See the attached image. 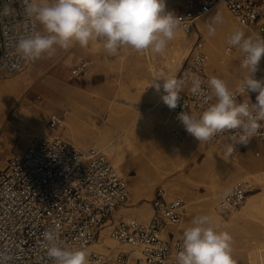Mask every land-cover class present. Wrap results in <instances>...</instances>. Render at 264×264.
I'll list each match as a JSON object with an SVG mask.
<instances>
[{"label": "rangeland", "instance_id": "rangeland-1", "mask_svg": "<svg viewBox=\"0 0 264 264\" xmlns=\"http://www.w3.org/2000/svg\"><path fill=\"white\" fill-rule=\"evenodd\" d=\"M165 3L166 11L174 14L182 8L181 0H165ZM205 18H200L198 21ZM239 29L255 36L247 29L240 26ZM179 36L182 37L180 33ZM202 38L207 57L205 69L207 80L215 75L224 79L229 88L234 90L245 75V70L240 67L239 49L232 51L230 57L221 58V61H218L219 65L212 68V62L205 49L206 37L202 35ZM187 39L190 44L194 41L193 36ZM226 42L227 39L223 43L221 57L224 55ZM154 56L148 52L136 53L134 51L110 56L102 50L99 42H93L87 48L76 45L68 50H59L52 58L45 57L35 62L28 61L23 70L14 76L0 75V82H8L13 78L23 76L29 68L32 69L31 85L21 95L15 106L4 115L3 123H0V151H4L0 153V167L1 165L4 167L6 160L12 155L20 154L33 138L47 134L46 122L50 114L59 115L62 121L56 134L78 151L92 146L101 149L103 144L108 143L112 146L113 143H121L131 134L138 136L139 144H136L137 147L133 152L125 150V170L124 175L121 176L128 183L129 200L126 205L133 203L128 179L131 181L142 179L151 169L165 166L160 173L162 179L153 187L151 197H143L132 206L138 208L133 210L134 213L141 212L150 219L153 217L150 201L157 187L165 190L169 200L175 198L183 200L188 214L192 213L193 207L206 199L209 194H218L214 201L213 211L221 222L223 220L222 227L219 229L229 232L232 236L234 264H264V165L260 163L261 147H264V144H247L252 148L250 152H247L244 145L237 144L229 152L228 148L234 145L233 141L200 143L185 131L182 124L180 128L184 131L183 137L181 140H174L170 136V130L175 125L168 122L167 126H163V123L168 120L169 108L163 102L155 106V97L160 93L163 94V89L157 93L154 88L149 87L154 72L169 73L165 63L156 61ZM162 56L165 58L167 54ZM80 61L88 63L87 74L79 80H70V69ZM260 67L261 61L255 77L260 74ZM178 77H185L184 67ZM38 84L44 86V89H37ZM62 87L67 92H58V89ZM186 90L187 88L184 91ZM23 102L34 107L40 106L42 111L39 115L31 117L21 110L20 105ZM66 118L69 119L68 127L71 130L69 133L66 131ZM130 120H137V122L132 124L129 132H123L124 128L132 123L129 122ZM38 122L42 127L40 130H35L34 125ZM162 128L170 141L187 145L189 154L186 161L183 162L179 157L167 158L156 147L153 134ZM95 136H97L96 142L93 144L92 140L80 144L72 139L73 137L93 139ZM136 150L137 152H134ZM102 151L104 154L107 152L106 149ZM175 164H178L180 169L175 168ZM233 166H242L243 168L240 169L243 175L249 178L239 179L240 175L232 171ZM167 181L182 183L186 192L170 196L164 188ZM238 182L245 183L249 190L244 203L252 199L255 201V208L248 214H240L243 203L239 208L222 217L217 214L215 207L225 191ZM187 213L178 225L170 227L173 233L167 232L173 235L174 231L178 230L179 235L174 234L173 241L182 242V231L191 221L187 219ZM192 214L198 215L196 211ZM234 216L236 217L233 219ZM120 218L122 217L118 218L114 214L111 223L116 224ZM134 220L145 224L150 221ZM128 250L129 247L120 246L117 243L113 253L109 254Z\"/></svg>", "mask_w": 264, "mask_h": 264}, {"label": "built area", "instance_id": "built-area-1", "mask_svg": "<svg viewBox=\"0 0 264 264\" xmlns=\"http://www.w3.org/2000/svg\"><path fill=\"white\" fill-rule=\"evenodd\" d=\"M10 3L16 10L11 17L0 18V75L11 77L23 70L27 61L15 54L12 41L20 31L31 25L23 13L22 0H0V9ZM182 8L175 15L184 18L180 32L193 36L188 60L184 66L185 77L199 75L207 87L206 54L201 35L194 33V22L221 4L242 27L252 30L257 37L264 36V0H181ZM179 9V7H178ZM177 10V8H176ZM236 48L227 42L223 54ZM88 63L80 61L69 71L70 80H79L87 74ZM264 78V56L260 74ZM237 88V87H236ZM234 89V91L236 90ZM256 93L239 94L237 102H256ZM207 105L188 90L181 93L176 109H169L168 122L175 125L170 130L174 140L184 134L177 114L181 111L201 112ZM57 114L47 117V134L31 140L17 155L9 157L0 171V248H10L15 253L14 264H52L40 247L42 233L53 224L61 228L62 239L70 246L87 247L99 237L101 230L112 222L119 207L127 204V181L114 169L100 149L90 147L83 151L74 149L56 132L61 126ZM231 142L230 134L223 133L211 142ZM248 144H264V127ZM257 156V154H256ZM238 195L231 197L226 208L221 207L224 195L215 210L226 216L245 201L248 188L238 182L231 186ZM153 217L145 224L134 219H119L112 224L110 238L128 251L112 255L89 254V264H175L181 241L161 237L167 226H176L187 213L185 202L179 198L169 200L162 187H157L150 201ZM171 237V239H170Z\"/></svg>", "mask_w": 264, "mask_h": 264}, {"label": "clouds", "instance_id": "clouds-1", "mask_svg": "<svg viewBox=\"0 0 264 264\" xmlns=\"http://www.w3.org/2000/svg\"><path fill=\"white\" fill-rule=\"evenodd\" d=\"M23 13L31 25L20 31L12 41L13 51L22 60L35 61L52 58L59 50L78 45L89 47L99 42L102 50L116 56L134 51L161 56L181 29L184 18L166 11L165 0H22ZM15 9L6 3L0 9V18L11 17ZM226 18L216 11L206 21L208 37H214L218 26ZM231 48L239 49L240 67L245 70L236 90L215 75L207 80V87L199 75L178 77L169 72L153 73L149 87L157 93L163 89L162 102L171 110L177 108L181 93L187 90L203 100L207 106L199 113L181 111L177 119L185 131L200 143L211 141L217 135L229 133L234 145H246L264 127V78L255 77L262 56L264 36L246 34L235 29L227 38ZM237 93H256V102H237ZM235 188L224 193L221 207L226 208ZM40 247L52 264H89L86 247L70 246L61 237V228L53 224L42 233ZM15 253L0 248V264H14ZM175 264H234L232 236L221 231L210 213L194 216L182 231V244L175 256Z\"/></svg>", "mask_w": 264, "mask_h": 264}, {"label": "bare ground", "instance_id": "bare-ground-1", "mask_svg": "<svg viewBox=\"0 0 264 264\" xmlns=\"http://www.w3.org/2000/svg\"><path fill=\"white\" fill-rule=\"evenodd\" d=\"M171 9V8H170ZM216 11H219L224 14L226 18V22L223 25L218 26L217 33L214 37H208L207 35V28H206V21L207 19L215 14ZM206 17V18H205ZM203 18V17H202ZM205 19L203 20H196L194 22V33L197 35H203L206 37V53L208 54L210 61L212 62V68L217 67L219 65L218 61H221V58H228L230 57V53L227 55H223L222 57L220 56L221 49L223 46L224 41H226L227 37L231 34L232 31L235 29L239 28V24L233 20L232 16L227 12V10L221 5L218 4L216 5L209 14L204 16ZM239 26H238V25ZM241 28H244L240 26ZM245 29V28H244ZM248 30V29H247ZM253 32L252 30H249ZM179 33L181 34L182 37L179 36ZM251 35V34H249ZM189 36L183 35L180 31L177 33L176 38L169 43L168 49H167V57L157 56L155 55L156 61H161L162 64L163 62L165 63V66L168 70V72H172L176 74L177 76L180 74L182 71L186 60L188 59L189 56V51H190V41L187 39ZM192 41V40H191ZM101 49H99L100 51ZM238 50V49H237ZM101 52V51H100ZM36 61V60H35ZM34 61V62H35ZM28 63V61H27ZM26 63V65H27ZM222 63V62H220ZM222 66V65H221ZM224 66V65H223ZM32 69H28L26 73L17 78H13L12 80L8 82H0V123L2 122L4 115L9 112L15 104L18 102V100L21 98V95L25 92L27 88L31 85V77H32ZM37 89L41 90L44 89V86L39 85L36 86ZM58 92L64 93L67 92V90L62 87L58 89ZM41 93V92H40ZM161 93L155 97V106L161 104ZM43 96V95H42ZM56 96V95H55ZM52 97V96H51ZM56 104V103H55ZM20 108L22 111L27 112L28 115L36 116L39 115L40 111H42L40 106H30L27 103H21ZM193 112V111H192ZM6 118V117H5ZM68 120L66 118V131L69 133L71 130L68 127ZM129 122H132L130 125L126 126L123 130V132H129L132 128V124L134 122H137V120H130ZM3 123V122H2ZM2 125V124H1ZM35 130H40V127L42 125L38 122L34 125ZM151 127V126H150ZM21 136V135H20ZM23 136V135H22ZM97 136H95L93 139H87V138H78V137H73L72 139L75 142H78L80 144L83 143H88V140H92V144L95 143V139ZM153 139L155 140L156 147L161 150L163 154L167 158L175 159L176 157L181 158V160L184 162L186 161V157L189 154V148L185 143H175L173 141H170L166 133L164 132L163 128L160 129L159 131L155 132L153 134ZM133 141V143L131 141ZM118 141V140H117ZM122 143V144H121ZM121 143H116L111 146V144H103L101 146L100 150H105L106 149V157L108 160H111V165H113L114 169L120 174L124 175V170H125V150H134L136 148V144H139V137L138 136H128L125 138ZM87 145V144H85ZM135 145V146H134ZM251 145V144H250ZM250 145H244L245 148L247 149V152H250L252 149ZM95 148V146H92ZM109 148V149H108ZM262 149V158L260 159V163L264 165V147H261ZM1 150V149H0ZM4 151H0V153H3ZM134 152H137L134 151ZM109 160V161H110ZM170 162V161H169ZM172 162V161H171ZM239 166V165H238ZM165 166L163 167H158V168H153L151 169L144 178L138 179L135 181H131L128 179L130 183V188L132 192V198H133V203L131 205H124L119 207L117 212L115 213L118 218L122 217L120 219H123L124 221H127L129 219H137L143 222H147L150 220V217L144 216L141 212H133V210L138 209L137 207H132L133 205H136V203L139 202V200L143 197H151L152 194V189L155 186V184L162 179V175L160 174L161 171L163 170ZM175 168H179L178 164H175ZM242 166L237 167L233 166L232 171L234 174H239L240 177L239 179L247 180L249 177L247 175H243ZM3 169V165L0 167V171ZM180 169V168H179ZM244 170V169H243ZM165 172V171H164ZM123 177V176H122ZM166 179V178H165ZM164 181V180H163ZM171 182V183H170ZM164 188L167 189L168 193L170 196L176 195V194H184L186 192V188L182 183L177 182V181H167L164 184ZM218 194H209L206 199H204L201 202H198L196 205L193 207L192 213L195 211L197 212L198 215L204 214V213H210L215 216L217 226L221 228L223 224L220 221L219 217L216 215V213L213 211L214 207V201L217 199ZM147 204V203H146ZM151 208V207H150ZM255 208V201L252 199H248L244 205L241 207L240 214H248L252 212ZM152 209V208H151ZM153 211V210H152ZM151 211V212H152ZM192 213H187V219L192 220L194 217V214ZM236 216L233 217V219ZM231 222V221H229ZM112 224L106 225L104 229L101 230L99 237L97 240H94L92 243H90L86 248L90 253H108L105 255H111L109 253H113V250L115 249V244L117 243L113 241L110 236H109V231L111 229ZM171 226H167L164 228L162 232V237L168 238L167 232H172ZM174 234L179 235L178 230L174 231ZM173 234V235H174ZM102 235V236H101ZM115 243V244H114ZM122 246V245H120ZM133 264V263H132Z\"/></svg>", "mask_w": 264, "mask_h": 264}]
</instances>
